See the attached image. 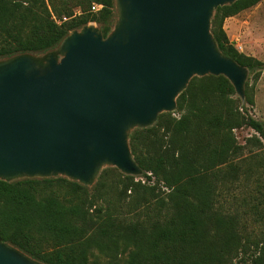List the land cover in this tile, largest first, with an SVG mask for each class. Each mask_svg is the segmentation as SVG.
<instances>
[{"label":"trees","instance_id":"trees-1","mask_svg":"<svg viewBox=\"0 0 264 264\" xmlns=\"http://www.w3.org/2000/svg\"><path fill=\"white\" fill-rule=\"evenodd\" d=\"M259 1L217 7L210 20L219 51L253 81L264 63L238 52L222 23ZM114 18L113 0H0V59L49 51L88 23L105 36ZM252 106L247 80L241 102L224 77H192L173 112L129 133L142 174L118 173L116 192L101 181L112 168L90 188L60 177L0 181V240L43 264H90L92 250L107 264H264V128ZM241 128L252 134L238 142Z\"/></svg>","mask_w":264,"mask_h":264},{"label":"water","instance_id":"water-1","mask_svg":"<svg viewBox=\"0 0 264 264\" xmlns=\"http://www.w3.org/2000/svg\"><path fill=\"white\" fill-rule=\"evenodd\" d=\"M235 1L113 0L105 36L88 23L49 51L0 59V181L140 177L129 133L173 112L192 77L222 76L242 102L248 70L210 33L214 10ZM0 264L43 263L0 240Z\"/></svg>","mask_w":264,"mask_h":264},{"label":"rangeland","instance_id":"rangeland-1","mask_svg":"<svg viewBox=\"0 0 264 264\" xmlns=\"http://www.w3.org/2000/svg\"><path fill=\"white\" fill-rule=\"evenodd\" d=\"M49 8V6H47ZM99 6H94L95 11ZM74 14L78 12L77 9L72 10ZM52 15V14H51ZM52 20L56 23L59 22V18L56 14L52 15ZM222 30L228 39V42L240 53L253 57L264 63V0L259 1L254 6L245 9L234 16L224 19L222 23ZM248 85L252 87L253 91V106L248 108L250 115L260 121L264 128V69L260 71L258 78L253 81L251 75L247 77ZM179 114H173L174 117H178ZM235 137L238 142H242V139L252 134V131L248 128H241L234 131ZM105 169V168H104ZM114 169V168H112ZM119 172L107 171L103 174L101 181L113 186L111 192H116L115 181L118 180L117 174ZM139 179V178H135ZM143 180L142 178H140ZM246 231L253 235L258 232V229L251 224L246 228ZM88 262L95 264H107V258L97 251L92 250L88 256Z\"/></svg>","mask_w":264,"mask_h":264},{"label":"built area","instance_id":"built-area-1","mask_svg":"<svg viewBox=\"0 0 264 264\" xmlns=\"http://www.w3.org/2000/svg\"><path fill=\"white\" fill-rule=\"evenodd\" d=\"M90 9L91 10H93L94 9V6H92V7H90ZM66 19L63 17V18H61V21H65ZM60 22V21H59ZM59 22H56L57 24L59 23Z\"/></svg>","mask_w":264,"mask_h":264}]
</instances>
